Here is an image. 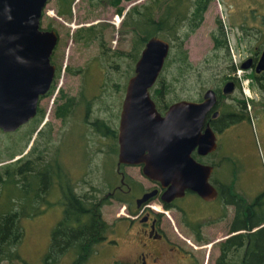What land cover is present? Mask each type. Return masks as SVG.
<instances>
[{"label": "rangeland", "instance_id": "374dc122", "mask_svg": "<svg viewBox=\"0 0 264 264\" xmlns=\"http://www.w3.org/2000/svg\"><path fill=\"white\" fill-rule=\"evenodd\" d=\"M143 1L120 0L119 4L124 5V9L122 13H118L115 5L109 3V0H101L95 4H90L88 0H73L72 14L65 17L56 15L54 0H48L45 5L41 25L46 27L48 22H52V28L59 35L52 58L56 64L57 83L51 95L42 100L43 113L39 121L24 123L13 131H0L1 165L12 161L20 163L28 157L40 154L43 159L42 164L50 161L55 166L56 173L49 185L50 188L45 193L42 192L44 198L34 202L38 204L40 211L21 217L22 236L13 247L28 263H41L49 246L51 229L61 215L62 209L60 210L58 202L61 194L58 172L66 173L69 176L68 180L75 185L77 191L94 193L95 201L105 195L113 182H118V175L112 172L117 161V154L107 152L109 136H103L95 131L87 124V119L99 116L108 120L112 126L117 124L126 82L133 74L135 64V60L128 54L133 43L132 33H124L120 30L122 18L130 5ZM248 4L251 5L249 12L252 15L251 18L249 16L248 23L252 24V19L264 20V0H211L209 2L199 26L184 39L183 45L187 50L190 66L183 64V70H180L176 61L174 65L161 69L162 75L170 83V90L164 95L166 99L178 96L191 97L198 89L213 83L212 71L216 68L212 63L220 59V56L212 52L211 31L218 28L217 20L222 19L225 25L224 31L228 32L234 49V43L239 41L236 31L238 35L240 34V30L234 23L242 21L243 7ZM89 24L105 25L101 39L98 36L87 44L83 41H75L72 37L75 28ZM248 36L244 34V41L247 44L250 42ZM103 43L101 47L100 44ZM172 51L173 48L171 54ZM233 51L239 57V53L235 49ZM114 52L119 55H114ZM71 69H74V72ZM57 88L63 89L65 93H77L81 104L76 107L74 115L68 122L69 127L66 126L67 124L61 126L59 119L51 114L47 121L52 127L50 138L45 135L47 129L43 133L35 134L38 123L47 115ZM250 89V95L243 93L244 97L249 98L245 107L250 119H246L241 127L242 140L241 146L239 144L238 147L242 150L238 157L228 151V154L232 156L229 155L226 159L229 170L228 180L235 179L234 174H236L238 184L235 186L246 197H251L252 192L264 188V110L262 109L264 100H261L259 93H255V88L250 87ZM86 99L90 102L87 117L84 108ZM83 119H85L84 122ZM62 129L66 130L63 140ZM231 160L237 165L234 174L229 168ZM125 169L134 173L137 171V167L130 165L125 166ZM106 198L107 202L101 207L102 218L109 225L103 232L106 237L94 245L93 254L84 264H110L108 239L114 236L119 237L121 234V229L115 231L114 227L118 221L122 220L117 217L124 215L121 212L124 202L109 199V196ZM225 227V221L206 227L208 236L205 237L204 245H207L205 249L211 248L212 256L217 253L218 246L217 243H212L213 239L221 236L220 231ZM72 258V252L67 251L56 264H71ZM0 264L25 263L19 259H13L2 260Z\"/></svg>", "mask_w": 264, "mask_h": 264}, {"label": "flooded vegetation", "instance_id": "af4514ba", "mask_svg": "<svg viewBox=\"0 0 264 264\" xmlns=\"http://www.w3.org/2000/svg\"><path fill=\"white\" fill-rule=\"evenodd\" d=\"M249 6L251 5L243 7L242 21L234 23L235 27L240 30L239 35L236 31L239 41L234 43V49L239 53V57L233 51L228 32L224 31L225 25L222 19L223 47L215 45L211 37L212 52L220 56V59L212 63L216 69L212 71L213 83L211 85L198 89L191 97H177L170 102H161V106L151 93V87L154 84L150 87V94L161 114H164L174 101L183 98L201 101L207 89L214 91V102L205 112L199 129L200 142L191 148L190 154L196 162L210 166L208 182L216 189L215 197L207 199L195 190L187 188L183 195L165 199L167 197L164 194L166 185L159 179L145 175L142 171V164H118L116 161L112 172L118 175V182H113L112 187L103 197L109 196V199L124 202L121 211L124 215L117 217L122 220L118 221L114 227L115 231L121 229L120 236L108 239L110 264H258V262L250 261L249 252L256 253L257 243L255 240L252 241L251 236L264 227V219L258 222L260 215L264 214V196L261 201L257 200L258 195L264 193V188L252 192L251 197L244 196L245 194L240 193L235 186L238 184L236 181L238 176L236 177L233 173L237 168L236 162L231 160L229 168L235 175V179L229 181L226 160L229 155L232 156L228 154V151L236 157L239 156L242 150L238 147L239 144L241 146L242 140L241 127L246 119H250L245 107L249 98L243 95V79H248L249 88H255V93H259L261 100H264V69L256 70L257 61L264 49V20L252 19V24L248 23L250 22L249 16L252 17ZM244 17H246L245 21H243ZM244 34L249 35L248 44L244 41ZM55 48L56 45L51 57H54ZM239 67L242 72L237 71ZM56 83L55 69L49 89L39 99L34 117L40 116L43 111L42 100L51 95ZM65 103H67L68 113L64 118V116L57 115V110ZM80 104L77 93H65L63 89L57 88L51 99L47 115L38 123L35 134L42 128H49L51 135L52 127L47 122L51 114L59 119L61 126L67 124L66 126L69 127L68 122ZM85 104V116L87 117L90 109L87 108V105L90 106L88 99ZM262 109L264 110V102ZM189 114L192 120L195 112L192 111ZM118 123L119 118L116 126H112L108 120L99 116L87 119V124L97 132H99L98 126L103 125H111L105 128L107 131L111 128L115 129V133L108 137L107 152L117 154V157ZM66 130L62 129L63 133ZM63 137L64 134L62 139ZM212 138L213 142L209 144ZM169 145V143L163 144V149ZM212 146L213 148H210ZM173 147H175L174 143ZM161 152L167 153L168 151L162 150ZM127 165L137 167V171L134 173L126 170ZM49 185L50 183L46 186L49 187ZM148 192H151V195L145 200H138ZM95 202L100 203L99 199ZM221 221L226 222V227L220 231L221 236L213 239L212 243H217L218 246L217 253L212 256L211 248L205 249L207 245H204L205 237L208 236L206 227ZM67 251L72 252L70 248Z\"/></svg>", "mask_w": 264, "mask_h": 264}, {"label": "water", "instance_id": "95a60500", "mask_svg": "<svg viewBox=\"0 0 264 264\" xmlns=\"http://www.w3.org/2000/svg\"><path fill=\"white\" fill-rule=\"evenodd\" d=\"M48 0H0V130L13 131L32 118L39 99L55 74L51 54L58 41L54 28L41 25ZM170 43L157 35L149 37L128 78L118 123V164H142V171L159 179L166 189L165 199L181 196L187 188L211 199L216 189L208 182L209 165L195 161L191 148L200 142L198 133L205 112L214 102L212 89L201 101L180 99L164 114L150 94ZM264 69V49L256 70ZM194 111L195 116L190 117ZM213 138L209 144H212ZM169 143L166 149L163 144ZM173 143L174 146L173 147ZM210 148H213L210 147ZM168 151L162 153L161 151ZM151 192L138 200H145Z\"/></svg>", "mask_w": 264, "mask_h": 264}, {"label": "trees", "instance_id": "16d2710c", "mask_svg": "<svg viewBox=\"0 0 264 264\" xmlns=\"http://www.w3.org/2000/svg\"><path fill=\"white\" fill-rule=\"evenodd\" d=\"M88 1L90 4H95L101 0ZM210 1L144 0L130 5L123 15L120 29L124 33H132L133 43L128 54L136 61L146 40L153 35H157L167 39L170 43L169 53L163 68L174 65L177 61L178 68L183 70V64L189 65L187 50L183 45L184 39L199 26ZM72 2L73 0H54L56 15L60 17L70 16L72 14ZM109 3L115 5L118 13H122L124 5L119 4L120 0H109ZM217 21L218 28L211 31V37L215 45L223 47L222 23L219 19ZM104 26L103 24L78 26L73 31L72 37L75 41H83L85 44L90 43L98 36L101 39ZM45 28H52V22H48ZM103 45L104 43L100 44L101 47ZM113 54L119 55L116 52ZM71 71L74 72V69H71ZM169 90L170 83L164 78L161 70L158 80L151 87V93L158 105L161 106V102H170L177 98L166 99L164 95ZM66 107L67 103L63 106L60 105L57 115L65 118L68 113ZM88 107L89 105H87ZM42 113L43 111L40 116ZM40 116L38 118L33 116L34 118H30L25 124L30 121H39ZM98 127L99 132L103 135L110 137L111 134L115 133L114 128H111L110 131L105 129L111 127V125ZM46 129H40L37 134L43 133ZM45 135L50 138L49 128ZM41 162H43V159L40 154H37V156L28 157L20 163L12 161L4 165L0 164V262L2 260L19 259L25 264L30 263L24 260L13 246L18 243L22 236L21 217L36 214L40 211L38 204L34 202L44 198L42 192L45 193L50 188L46 185L51 183L52 178L55 176L54 164L50 161L43 164ZM58 165L60 166V164ZM58 176L60 179L58 184L61 188L58 202L62 205V212L60 218L52 227L51 240L40 264H56L69 248L73 254L71 264H84L92 254L94 245L103 238L101 236H104L103 232L109 226L102 218L101 212L102 204L107 202V198H100L98 204L94 200V193L88 194L86 191H77L75 185L68 180L69 176L66 173L61 174L58 172ZM263 196L264 193H261L258 195L257 200L261 201ZM263 219L264 214L260 215L258 222ZM251 239L252 241L255 240L257 245L255 247L256 253L249 252L250 261L264 264V227H261L251 236Z\"/></svg>", "mask_w": 264, "mask_h": 264}, {"label": "built area", "instance_id": "2783aa9c", "mask_svg": "<svg viewBox=\"0 0 264 264\" xmlns=\"http://www.w3.org/2000/svg\"><path fill=\"white\" fill-rule=\"evenodd\" d=\"M51 12H53V10H51ZM237 71L238 72H242V69L241 68H239V69H237ZM247 80L248 79H243V85H242V88H243V92H244V94H246V95H250L249 93H250V88H249V85L247 84Z\"/></svg>", "mask_w": 264, "mask_h": 264}]
</instances>
